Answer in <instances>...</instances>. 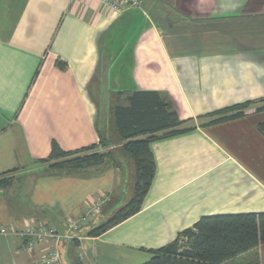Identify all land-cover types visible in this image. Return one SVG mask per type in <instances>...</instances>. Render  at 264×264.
Segmentation results:
<instances>
[{
    "label": "crops",
    "instance_id": "1",
    "mask_svg": "<svg viewBox=\"0 0 264 264\" xmlns=\"http://www.w3.org/2000/svg\"><path fill=\"white\" fill-rule=\"evenodd\" d=\"M143 2L115 15L94 0H0V179L12 176L0 187V226L63 231L104 194V223L125 206L126 174L109 160L87 176L38 170L54 145L101 148V100L113 104L115 126L131 94L158 92L195 126L152 140L155 174L140 212L68 244V264H146L204 217L264 213V0ZM247 103L245 116L203 126ZM42 253L0 235V264Z\"/></svg>",
    "mask_w": 264,
    "mask_h": 264
},
{
    "label": "trees",
    "instance_id": "2",
    "mask_svg": "<svg viewBox=\"0 0 264 264\" xmlns=\"http://www.w3.org/2000/svg\"><path fill=\"white\" fill-rule=\"evenodd\" d=\"M128 103V106H117L114 109V119L120 141L124 143L123 151L130 157L135 169L132 198L107 222L93 228L88 233L89 237H98L140 212L143 198L155 174L150 150L152 140L161 133L176 135L195 127L190 125L191 122L180 121L176 111L158 92H134L128 97ZM250 105L239 104L211 114L208 117L213 119L203 126L243 117L248 113ZM259 110L264 111V106ZM260 129L264 134V124ZM100 145H103L102 140ZM98 148L94 145L75 152H64L54 145L50 157L43 162L89 153L86 159L57 164L64 169L77 170L68 175L87 176L88 167L98 166L105 160V155L96 151ZM85 161L87 164H84ZM9 184L0 182V187ZM262 245L264 213L210 216L202 218L193 229L183 231L169 246L155 251L154 258L146 264H231L238 257Z\"/></svg>",
    "mask_w": 264,
    "mask_h": 264
},
{
    "label": "built area",
    "instance_id": "3",
    "mask_svg": "<svg viewBox=\"0 0 264 264\" xmlns=\"http://www.w3.org/2000/svg\"><path fill=\"white\" fill-rule=\"evenodd\" d=\"M101 5L106 12L121 15L128 10L143 9V0H94ZM109 200L104 194L92 198L85 212L76 219H69L64 224V230L60 231L45 225H25L19 230L14 227L0 226V235H11L20 239L27 252L36 253L40 248L43 253L31 263L26 264H63L60 245L66 247L71 243H81L89 239V235H81L85 228H89L100 220L103 208ZM93 224V225H92Z\"/></svg>",
    "mask_w": 264,
    "mask_h": 264
},
{
    "label": "rangeland",
    "instance_id": "4",
    "mask_svg": "<svg viewBox=\"0 0 264 264\" xmlns=\"http://www.w3.org/2000/svg\"><path fill=\"white\" fill-rule=\"evenodd\" d=\"M112 107L113 104H111V102L106 103V101H102V100L98 102L99 126L103 131L102 133L103 135L101 138V140L103 141V145L101 146V148H98L96 151L99 152V154H104L105 160H109L111 164L113 163L115 166L120 167L125 172L127 179V185H126L127 188L124 191L123 197H125V199H128L127 202L124 204L126 205L132 198L135 169L130 157L127 156L123 151L124 143L120 141L118 135L113 133V128L115 126L112 125L111 117H110V113L113 109ZM102 125H104V127H102ZM104 145H106V147H104ZM89 155H90L89 153H83L70 159L59 158V159L49 160L46 162H41L39 164L38 170L40 171L39 173L41 175L52 174V175L60 176L69 173H76L77 170L64 169L58 166L57 164H63L65 162L75 159H86L87 157H89ZM84 164H87V162L85 161ZM56 165L57 167H55ZM95 167L97 168V166H93V167H88L86 170H91L90 172H92L94 171ZM9 180H12V176H10L9 178H3V179L1 178L0 182L5 183V182H9ZM105 207L106 206H104L103 211H105ZM109 212L110 209H108L106 213L102 215L100 219L101 222L104 223V220L102 218H104ZM71 218L76 219L77 217L75 216ZM109 219H106V222ZM59 249L63 264H68V252L66 246L64 244H61ZM231 264H264V247L254 251L253 253H249L245 256H242L235 261H232Z\"/></svg>",
    "mask_w": 264,
    "mask_h": 264
}]
</instances>
